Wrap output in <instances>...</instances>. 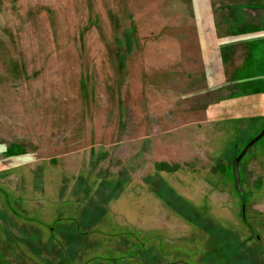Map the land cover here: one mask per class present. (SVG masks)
I'll list each match as a JSON object with an SVG mask.
<instances>
[{"label": "rangeland", "instance_id": "374dc122", "mask_svg": "<svg viewBox=\"0 0 264 264\" xmlns=\"http://www.w3.org/2000/svg\"><path fill=\"white\" fill-rule=\"evenodd\" d=\"M0 264H264V0H0Z\"/></svg>", "mask_w": 264, "mask_h": 264}]
</instances>
